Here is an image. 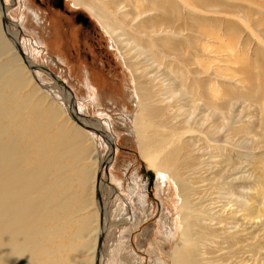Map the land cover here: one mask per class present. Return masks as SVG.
<instances>
[{"label":"bare ground","instance_id":"1","mask_svg":"<svg viewBox=\"0 0 264 264\" xmlns=\"http://www.w3.org/2000/svg\"><path fill=\"white\" fill-rule=\"evenodd\" d=\"M72 1L88 8L107 33L119 40L121 38L122 44L126 42L125 48L134 50L132 59L143 57L146 60L147 67L138 68L140 63L137 65L131 62V58L125 59L138 83L135 85L139 110L132 117V123L140 155L156 171L160 195L166 194L164 190L167 187L169 192L173 190L171 182L178 191L176 214L179 217L173 218V212L170 213L165 205V197L163 200L164 218L168 220L164 223L168 230L165 238L170 242L176 241L169 252L171 264H264L262 250L259 253L255 250L264 227L263 203L259 206L252 203L249 199L254 196L252 194L237 195L235 178L223 188L213 189V193L207 190L204 184L207 178L203 175L213 170V164H219V152L200 144V134H204L202 125L197 129L192 124L202 107L211 106L215 108L212 109L214 112L219 109L209 102H200L205 99L214 102L222 97V91L213 88L202 96L199 92L204 84L200 83L199 75L206 73L207 64L199 61L195 52L199 48L204 51L212 48L198 43L203 23H210L207 15L225 11L228 17H236L245 23L250 21V11L244 8L246 12H242L239 4L229 0L220 3L219 8L217 0H192L201 3V10L192 6L191 0ZM2 2L5 18L0 8V264H95L96 249L89 258L92 242L86 241L85 235L99 231L100 227L92 230L94 216L87 211L93 206V197L97 193L102 228L107 229L108 218L103 220L106 206L103 207L100 194L104 181L96 177L100 167L112 162L115 147H111L110 160L103 161L98 169L91 172L92 166L85 164L90 163L96 144L84 130L100 134L107 143L115 140L105 132L102 124L96 130L81 121L73 91L59 77L51 76L65 93L70 106L68 113L72 111L75 116L74 120L70 115L72 120L84 130L71 126L69 119L64 120L62 108L54 101L49 102L48 96H42L41 89L33 84L27 69L45 71L24 52L17 33L5 38L2 23L4 26L12 22L8 19V7ZM247 29L250 35L244 40L243 53L255 35L252 28ZM209 32L202 34L208 35ZM9 41L15 45L20 57L14 56V48ZM226 47L230 51V60L239 62L236 44ZM168 50L175 51L174 57L166 55ZM260 52L257 50L258 56ZM162 55L166 56L163 58ZM192 65L197 69L190 70ZM152 70L155 75H151ZM138 74L142 78L140 82ZM150 75L152 77L147 78ZM250 93L256 96L253 89ZM225 95L229 98L231 94L226 92ZM135 101L132 99V104ZM216 132L219 133L220 128L214 130L211 140L218 135ZM190 134L193 137L188 139ZM235 168L233 172L240 169L239 166ZM192 178L195 179L192 181ZM251 178L248 173L240 180L247 186V180ZM199 184L201 186L197 187ZM257 195L262 197V194ZM107 213L106 210L105 215ZM97 235L94 248L98 242ZM103 238L104 229L101 241L99 239L101 244L96 264L101 263L99 256Z\"/></svg>","mask_w":264,"mask_h":264},{"label":"rangeland","instance_id":"2","mask_svg":"<svg viewBox=\"0 0 264 264\" xmlns=\"http://www.w3.org/2000/svg\"><path fill=\"white\" fill-rule=\"evenodd\" d=\"M44 1L15 0L18 4L14 5L11 0H5L8 7L7 14L11 16V19L9 17L8 19L12 22L11 25L5 24L4 26L2 23L5 38H7L6 35L10 36L11 33H17L20 36V45L24 52L37 67L45 71V73L32 72L27 69L28 76L32 79L33 84L41 89L42 96H48L49 102L54 101L56 105L62 108L64 120L69 119L71 126L81 128L68 113L70 106L63 89L56 84L51 76L59 77L73 91L76 111L79 113L81 121L96 130L102 124L106 130L105 132L111 136L113 141L115 140L114 142L111 141L112 144L107 143L100 134L81 128L89 134L92 142L96 144L94 147L95 153L93 152L90 163L85 164L88 167L92 166L91 172L98 169L103 161L110 160L108 157H111V147H115L114 158L110 160L112 162L107 164L106 171H102L101 175L104 181V186L100 190L101 203H103V207L106 206L103 209V220L108 218L106 219L108 227L107 229L102 228L103 221L101 223V213L96 193V196L93 197L95 205L93 204L87 212L94 216L92 230L96 227H100L101 230L85 235V240L92 242L88 257L91 258L96 249V264L98 242L104 229L103 245L99 256L101 258L100 264H159V262L161 264H171L169 252L176 241L170 242L165 238V233H168V230L165 228L164 223L168 220L164 218V207L167 204L168 211L173 212V218L179 217L178 213L176 214L179 206L178 191L171 182L173 190L169 188L172 190L169 192L166 186L167 189L164 190L166 194L160 195L156 171L141 157L138 138L134 133L132 123V117L139 110L137 106L139 95H137L135 85L138 83L136 82V75L132 74L134 71L127 66L128 62L126 60L131 58L132 63L137 65L140 63L137 66L138 68L143 66L146 68V60L144 61L143 57L132 59L134 50L132 52L130 47L126 49V42L122 44L121 38L119 40L117 36L113 37L107 33L96 16L85 6L75 5L72 0H62L66 8L63 6V11H61L51 4V0H47L45 3ZM223 1L217 0L218 8ZM189 2L192 3V6L199 7V10L203 8L201 3L192 0ZM229 2L235 5L239 4L242 12H246L248 9L250 11V21L244 23L237 20L236 17H228L225 11L219 14L207 15L211 24L209 22L203 23L205 30L202 28V33L209 31L211 33L209 32L208 35L201 33L199 35L201 40L199 38L198 43L212 46V48L209 47L206 51L202 48H199L198 52L193 51L197 54L199 61L203 60L207 64L206 73L199 75L200 83L201 81L204 82L199 92L202 96L206 92L208 94V91L213 88V90L222 91V97L219 96V100L214 102L208 99L200 102L201 104L209 102L219 109L215 113L216 111L212 110L215 108L211 106V109L210 107H202L198 110L196 120L192 124L197 129L202 125L204 134H207H200V144L210 149L215 148L219 152V164H213V170L203 175L205 179L207 178V182L204 183L207 185V190L213 193V189L223 188L230 179L234 180L235 178V186L238 187L235 190L236 194L249 196L252 194L254 196L249 198L251 202L256 206L263 203L264 208V0H229ZM78 14L92 21L93 25L91 26L89 22L88 27L93 31L87 33L84 29L85 26L75 22V16ZM71 17L73 19H70ZM43 21L44 25H42ZM231 21L236 22V24L232 25L233 22ZM69 23L78 29L76 39L79 44H76V46L70 44V38L67 35L66 27L70 26ZM241 24L243 27L240 26ZM233 27L237 30H234ZM247 27L252 28L255 35L250 38L248 49L243 53L241 50L244 46V40L246 41L250 35ZM212 32L213 36L211 35ZM54 38L59 39L61 44V48L58 50L60 56L67 59L68 62L76 63L73 61L76 56L74 50H76L78 57H81V52L83 53L87 64L94 63L92 67L88 66V68L91 73L97 76L95 83L98 90L86 88L90 83L83 79L86 76L82 72L83 65L78 69L76 68L74 74L70 76L65 66L56 61L58 52L47 42V39L54 40ZM260 40L262 44L259 43ZM9 42L12 44V41ZM231 43H235L237 46L240 55L239 62L238 60H230V51L227 50L226 46ZM223 46L225 47L221 50ZM12 47L14 48V56L20 57L14 44H12ZM257 50L261 51L259 56ZM161 52L163 51L161 50ZM173 52L168 50L166 55L174 57ZM166 55H162L163 58ZM22 65H25V63L22 62ZM181 66L183 68V63ZM191 69L194 71L197 66L192 65L190 66ZM246 71H248V74H245ZM152 72L151 75H155V71L152 70ZM218 72H220V76ZM234 72L236 73L234 74ZM151 75L147 78L152 77ZM141 79L139 75V82ZM253 79L254 81H252ZM239 82L241 83L239 84ZM251 89L255 91L256 96L250 93ZM226 92L231 94L229 98L225 97ZM132 99L136 100L137 104H132ZM224 99L230 102H225ZM217 128H220V132H216L218 135H215L212 141L211 136ZM192 137L193 135L190 134L188 139ZM238 166L240 169L233 172V167L237 169ZM248 173L252 178L248 179V185L244 186V182L240 179L243 176H248ZM194 179L192 178V181ZM200 186V184L197 185V187ZM244 187H247V189H244ZM258 193L262 194V197H259ZM164 197L165 205L163 204ZM120 207L122 208L120 209ZM106 210L107 215H105ZM262 230L259 236L261 239L260 246L257 245L255 250L256 253L262 250V257H264V227ZM258 233L259 231H256V234ZM96 235L98 242L96 248H94Z\"/></svg>","mask_w":264,"mask_h":264},{"label":"flooded vegetation","instance_id":"3","mask_svg":"<svg viewBox=\"0 0 264 264\" xmlns=\"http://www.w3.org/2000/svg\"><path fill=\"white\" fill-rule=\"evenodd\" d=\"M4 1V3H5V0H3ZM45 1H47V0H45ZM45 1H44V3H45ZM11 2H13V4L15 5V4H18V3H16L15 2V0H11ZM11 4V3H10ZM47 4V3H46ZM51 4L54 6V7H56V8H59L61 11H63V3H62V0H51ZM6 5V4H5ZM7 6V5H6ZM64 8H66L65 6H64ZM20 9V8H19ZM22 10V9H21ZM48 10V9H47ZM49 11V10H48ZM8 17H9V19H11V16H9L8 15ZM63 17V16H62ZM64 19V18H63ZM70 19H73L72 17L70 18ZM64 20H66V19H64ZM11 22V21H10ZM75 22L76 23H80L81 24V26H85L84 27V29L87 31V33H89L90 31H93L92 29H90L89 27H88V24H89V22H90V24H91V26L93 25L92 24V21L90 20V19H87V18H85V17H83L82 15H80V14H78V15H76L75 16ZM42 25H44V21L42 22ZM69 27L67 26L66 27V30H67V35L69 36V41H70V44L71 45H73V46H76V44H79V43H77V39H76V32H78V29L77 28H75V26H71V24L69 23ZM46 29H48L47 27H46ZM52 39V38H51ZM47 42L49 43V44H51L52 45V47H54V50H57V52H58V50L61 48V44H60V42H59V39H56V38H54V40H49V39H47ZM81 50H82V47H81ZM60 52V51H59ZM59 52L57 53V62L58 63H60V64H62V65H64L65 66V68H66V71H68V74L70 75V76H72V74H74V72L76 71V68L78 69V68H80V66L81 65H83V68H82V72H83V75H86V76H84L83 77V79H86L87 80V82L88 83H90V84H88L87 85V87L86 88H88V89H96V90H98V88H97V86H96V83H95V79L97 78V76H95V74L94 73H91L90 71H89V68H88V66H93V64L94 63H89V64H87L86 63V61L84 60V56H83V53L81 52L80 54V56L81 57H78L79 55H78V52H76V50H74V52L76 53V56H75V59L73 60L74 62H76V63H70V62H68L67 61V59H65V58H63L62 56H60V54H59ZM88 53V52H87ZM91 59V58H90ZM105 80H103V82H104ZM103 82H102V84H103ZM105 84H106V82H104Z\"/></svg>","mask_w":264,"mask_h":264},{"label":"water","instance_id":"4","mask_svg":"<svg viewBox=\"0 0 264 264\" xmlns=\"http://www.w3.org/2000/svg\"><path fill=\"white\" fill-rule=\"evenodd\" d=\"M0 8H1V10H2V13H3V2H2V0H0ZM2 17H4V13H3V16ZM5 18V17H4ZM22 56H24L23 54H22ZM69 113H70V115L73 117V119L75 120V116H73V113H72V111H69ZM76 122H77V120H76ZM79 123V122H78ZM82 126H84V125H82ZM86 128V127H85ZM110 144H112L111 142H109ZM102 171H106V166L104 165V166H102V168L100 167V169H99V171H98V173H97V180H100V178H101V175H102ZM106 173V172H105ZM100 239V238H99ZM100 241H101V239H100ZM100 242L98 243V249H99V247H100Z\"/></svg>","mask_w":264,"mask_h":264}]
</instances>
